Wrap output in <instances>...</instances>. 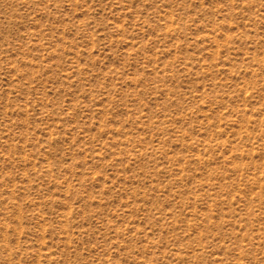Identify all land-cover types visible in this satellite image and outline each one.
I'll return each mask as SVG.
<instances>
[{"label": "rangeland", "instance_id": "rangeland-1", "mask_svg": "<svg viewBox=\"0 0 264 264\" xmlns=\"http://www.w3.org/2000/svg\"><path fill=\"white\" fill-rule=\"evenodd\" d=\"M0 264H264V0H0Z\"/></svg>", "mask_w": 264, "mask_h": 264}]
</instances>
